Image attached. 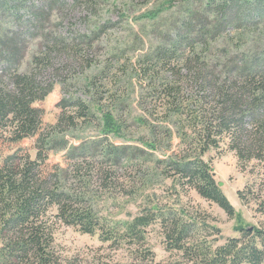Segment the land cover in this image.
Wrapping results in <instances>:
<instances>
[{
    "label": "trees",
    "instance_id": "1",
    "mask_svg": "<svg viewBox=\"0 0 264 264\" xmlns=\"http://www.w3.org/2000/svg\"><path fill=\"white\" fill-rule=\"evenodd\" d=\"M100 2L0 0V142L11 148L36 137L35 157L25 148L6 155L0 150V264H74L56 247L59 223L120 246L145 244L147 227L157 221L167 249L193 264H264V226L241 227L239 237L214 247L200 234L197 217L172 207H148L123 220L105 217L98 205L108 192L133 195L136 183L129 177L136 172L141 181L172 179L235 216L204 156L228 140L243 170L253 162L264 165V0L168 1L178 9L160 41L122 66L126 76L114 82L143 90L137 100L138 121L149 131L143 145L112 140L125 137L126 98L115 96L111 109L103 101L104 82L116 77L110 74L129 48L117 46L104 61L95 56L116 22L63 31L57 20L68 7L93 8L97 16ZM37 39L39 48L22 70ZM77 69L86 77L80 85L86 97L70 92L63 77L74 71L70 78L78 81ZM46 73L58 79H46ZM56 84L64 90L61 112L56 123L44 124L36 103ZM93 126L95 133H79ZM59 151H65V164L48 163L50 153ZM238 196L264 213L256 185ZM143 253L153 256L148 248Z\"/></svg>",
    "mask_w": 264,
    "mask_h": 264
},
{
    "label": "rangeland",
    "instance_id": "2",
    "mask_svg": "<svg viewBox=\"0 0 264 264\" xmlns=\"http://www.w3.org/2000/svg\"><path fill=\"white\" fill-rule=\"evenodd\" d=\"M97 6L99 15H93L92 9L85 7H68L61 14L57 15L58 22H63V31L68 28L73 30L86 31L92 27L94 22H104L111 20L116 22L115 26L107 33L103 34L101 47L95 55L99 60H105L114 48L129 46L121 62L115 63L116 70L110 74L116 77L105 81V92L103 101L106 108H114L112 103L115 96L126 98V109L121 112L123 120L126 121L124 129L125 137L112 136L115 143H131L143 145L142 138L149 136L148 129L140 123L139 117L142 110L137 102L142 88L132 86L125 88L123 83L115 84L119 78L125 77L122 66L129 65V61L137 58V55L150 51L153 46L160 41L161 31L166 29V24L172 19L173 11L178 6L168 4L169 0H101ZM174 7V8H173ZM72 23V24H71ZM157 29L153 32V29ZM39 39L33 41L30 50L22 64V70H27L33 54L39 48ZM116 61V60H115ZM77 69L78 81H72V72H64V79H68L69 91L74 95L86 97L80 85L85 81L84 75ZM46 79H58L51 74H45ZM86 78V77H85ZM117 79V80H116ZM125 79V78H124ZM71 80V81H70ZM114 80V81H113ZM110 82V85L107 83ZM114 84H113V83ZM113 84V85H112ZM119 89V90H117ZM127 93H126V92ZM125 92V93H124ZM127 94V95H125ZM64 95L61 84H56L52 92L46 98L38 101L36 105L43 109L44 124H54L57 121L61 109L58 103ZM95 126L87 128L79 133H95ZM174 131L176 128L174 127ZM36 137L28 138L22 142L8 147L1 144L0 150L3 155L18 148L27 149L32 157H35L34 148ZM180 139L175 135L173 138L174 150ZM65 151L51 152L48 163L61 165L65 164ZM157 155L163 156L162 151H157ZM204 159L210 162L217 182H222L221 188L228 197L230 203L235 208V216L229 215L218 204L201 197L197 191L188 187L182 188L172 179L163 177H149L147 181H141L140 174L132 172L129 177L131 184L136 183L133 195H124L122 192L113 191L112 195L108 191L98 198V205L101 213L110 219H132L141 214L148 207L158 206L172 207L179 212H184V217H197L202 225L200 234L214 247L226 243L231 237H239L241 227L253 228L254 226H264V213L256 211L257 204L251 202L244 205L239 199L238 191L244 189L246 185L255 186L257 192L261 191L264 199V165L257 162L249 164L243 170L236 152L229 149L228 140L221 142L219 148H213L207 152ZM147 166H152L148 164ZM124 182L126 179L121 177ZM261 189V190H260ZM147 238L145 244L124 243L120 246H112L110 242H103L99 234L91 235L83 233L76 227L58 224L55 232L56 247L63 258L72 261L74 264H193L184 258L183 254L177 250H168L165 244V234L160 222H155L147 227ZM151 249L153 256H146L143 251Z\"/></svg>",
    "mask_w": 264,
    "mask_h": 264
},
{
    "label": "water",
    "instance_id": "3",
    "mask_svg": "<svg viewBox=\"0 0 264 264\" xmlns=\"http://www.w3.org/2000/svg\"><path fill=\"white\" fill-rule=\"evenodd\" d=\"M220 185H222V182L220 183Z\"/></svg>",
    "mask_w": 264,
    "mask_h": 264
}]
</instances>
